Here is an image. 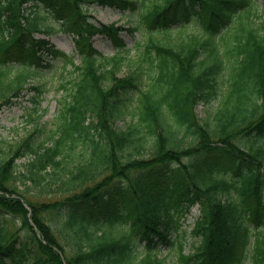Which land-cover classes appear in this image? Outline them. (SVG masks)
Wrapping results in <instances>:
<instances>
[{
    "label": "trees",
    "instance_id": "16d2710c",
    "mask_svg": "<svg viewBox=\"0 0 264 264\" xmlns=\"http://www.w3.org/2000/svg\"><path fill=\"white\" fill-rule=\"evenodd\" d=\"M95 3L139 8L144 40L134 58L93 47L97 32L122 42L115 25L89 19L86 7ZM257 15L253 0H0V109L32 85L42 51L75 73L60 84L66 94L44 139L32 145L43 131L36 126L0 156V214L19 217L25 230L0 224V264H160L155 238L169 242L171 233L185 264H264V19L257 25ZM189 18L200 21L195 31ZM57 31L74 35L79 64L49 46L45 36ZM145 63L148 86L139 89ZM43 85L31 87L35 102ZM131 89H139L132 121L120 128ZM215 98L200 118L196 106ZM36 113L31 120L43 117ZM27 152L34 156L19 168ZM53 184L63 198L26 194ZM196 203V241L185 254L181 219ZM141 239L147 248L135 262Z\"/></svg>",
    "mask_w": 264,
    "mask_h": 264
},
{
    "label": "rangeland",
    "instance_id": "374dc122",
    "mask_svg": "<svg viewBox=\"0 0 264 264\" xmlns=\"http://www.w3.org/2000/svg\"><path fill=\"white\" fill-rule=\"evenodd\" d=\"M264 0H259L257 3L258 8V15L255 16L254 21L258 25L261 23V21L264 19ZM139 8L130 10L127 8L126 11H121L118 8H113L110 6H103L100 4H94L91 6L86 7V12L88 14V17L91 21H97L102 24H116V26H120V34L124 36L126 44L131 47L130 56L132 58L135 57L136 50H140V48H136L134 45L140 38L142 37L139 31H126L125 28H128V26L136 24L138 22V12ZM47 12V11H46ZM45 12V13H46ZM46 20L50 23H52V26H55V28H58V21L55 20L54 16L51 12H48L45 14ZM200 22V21H199ZM197 19H190V23L188 26L189 30H195L198 29L197 25L199 24ZM50 40V43H52L53 46L57 48L64 49L67 51L70 55L73 56V59H75L76 63L80 62L79 59V53L77 51V48L75 47V39L74 37L67 33V32H55L51 34V36L47 37ZM94 45L98 47L100 50L103 51L105 55H112L115 53V46L112 43V41L107 36L102 35H95L94 37ZM128 47V48H129ZM46 61L49 64H46V62H42L44 67L40 68V72L38 74H35V76L31 79L30 83L32 85L34 84H44L42 86V93H40L37 96V102L34 101L35 94L37 92L32 89V85L28 86L26 90L23 92V95L20 96V98H15L13 103L9 104V106H5L2 109H0V156L7 152L12 146H15L16 144L20 143L25 136H27L30 132H32L36 126H39L43 129V131L36 132L34 135V140L32 145L34 147L38 145V143L44 139V137L47 135V133L50 132L53 121L51 120L53 118L54 112L57 111V108L59 107L58 99L62 98V96L65 93V90L62 91L60 89V84L64 82L66 79H70L72 76H75V73L73 72V68H71L69 65H67L65 68L63 61L59 59H55L54 57H51L50 55H44ZM12 59H16V57H13ZM127 64V63H126ZM124 65L119 72L120 76H125L129 72V68H127V65ZM144 69L142 70V76L139 80V89H145L148 85V75H149V68L146 67V63L143 66ZM135 67L132 66L131 70H134ZM222 74V73H221ZM226 81L225 74H222L218 78L219 83V89H221L222 86ZM223 88V87H222ZM139 89H131L130 93H127L126 96L130 100L132 99L131 95L135 98L136 94L138 93ZM220 92V91H219ZM218 92V94H219ZM133 98V99H134ZM132 99V100H133ZM132 100L128 101L127 107L124 109L125 114H122L119 118L116 119V124L118 127L126 128L132 121ZM217 103V98L209 101V103H199L197 105L196 113L200 118H205L209 112L213 111L215 109ZM37 108L36 114H43V117L40 120H34L30 119L29 114L34 112V109ZM35 115V113H34ZM82 150L81 146H78L74 154V161L79 156L80 151ZM34 156L33 153L27 152L26 155L23 158L18 159V167L22 168L23 164L30 160ZM25 186L21 185V189H23ZM58 188V184H53L50 188L51 192L46 193H40L41 195H37L39 191H31L29 193H26L27 196L33 200L38 199L40 200H58V198H63L59 193L53 192ZM200 209L199 205L196 204L191 207V211L185 216V224L183 227L186 229V240H185V247H184V253L187 254L190 251H192V245L195 243V238L192 235V228L195 222V218L199 215ZM7 218V219H6ZM5 224L7 228L11 229L12 231L17 230L19 231V234H23L25 230H22V221L19 217L16 216H9L7 215L4 217V215L0 214V224ZM144 242H139L138 247L136 248L135 254L137 258L135 259V262L139 260L140 257H142L143 253L145 252L143 250ZM68 252L71 251L69 246L66 247ZM158 258L160 260V264H184L181 260V256L178 252L176 245H165L160 243V249L158 252ZM6 264H13L12 261H10L8 258L6 259Z\"/></svg>",
    "mask_w": 264,
    "mask_h": 264
}]
</instances>
